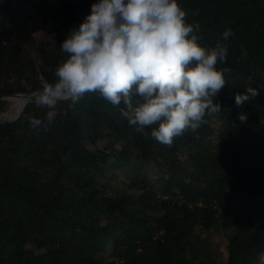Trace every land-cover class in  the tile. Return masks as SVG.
Instances as JSON below:
<instances>
[{
	"label": "trees",
	"instance_id": "1",
	"mask_svg": "<svg viewBox=\"0 0 264 264\" xmlns=\"http://www.w3.org/2000/svg\"><path fill=\"white\" fill-rule=\"evenodd\" d=\"M31 2L0 0V96L38 90L41 75L54 80L66 58L60 44L96 0L49 2L58 27L50 38L20 29L23 16L32 18ZM180 3L201 44L214 46L232 31L219 65L231 69L217 97L220 113L171 146L151 129L137 132L95 94L74 106L58 103L46 128L30 124L48 111L34 100L17 118L0 119V264H257L264 252V0ZM248 86L258 95L238 108L235 94ZM134 171L140 174L129 179ZM124 179L130 189L107 192L106 182ZM211 229L229 234L226 259L201 235Z\"/></svg>",
	"mask_w": 264,
	"mask_h": 264
},
{
	"label": "clouds",
	"instance_id": "2",
	"mask_svg": "<svg viewBox=\"0 0 264 264\" xmlns=\"http://www.w3.org/2000/svg\"><path fill=\"white\" fill-rule=\"evenodd\" d=\"M197 31L180 0H96L60 44L66 58L55 79L39 77L33 100L48 111L44 120L31 118V126L46 128L58 103L74 106L95 94L119 108L137 132L147 135L151 129L155 141L171 146L186 131L199 129L207 116L220 113L217 97L231 71L219 67L228 58L231 29L211 47L199 42ZM257 95L256 87H246L235 94L236 106ZM247 118L239 114L241 122ZM257 264H264V252Z\"/></svg>",
	"mask_w": 264,
	"mask_h": 264
},
{
	"label": "rangeland",
	"instance_id": "3",
	"mask_svg": "<svg viewBox=\"0 0 264 264\" xmlns=\"http://www.w3.org/2000/svg\"><path fill=\"white\" fill-rule=\"evenodd\" d=\"M36 5H32V2L28 4L27 7V13L31 12L32 18L29 19L28 21L25 20V17H22L21 24L19 25L20 29L26 33L35 35V36H44L46 38H50L57 27V23L51 18V12L53 11V8H49L47 4L50 2L52 7L55 5L59 4L60 2L64 0H43V3L45 4L44 7H41V0H35ZM39 1V2H38ZM66 1V0H65ZM41 7V8H40ZM9 100V99H8ZM9 100V103L5 102V106L2 112H0V119L2 120H13L17 118L16 114V104ZM12 103V104H11ZM15 108V109H14ZM15 112V113H14ZM214 125V139L218 141L220 138V131L222 130V120L221 119H216L213 123ZM182 160H185L186 156L184 153L180 156ZM149 170V177L150 178H155L156 177V171L154 168V165H149L148 166ZM140 173L138 171H134L131 175H129V179L132 177H135L136 175H139ZM127 176V175H125ZM147 177H148V172H147ZM126 178V177H124ZM122 179V178H121ZM99 183H103L102 178H98ZM108 184L106 187L107 192L110 194H115L118 191H123L125 189H130L131 188V182L127 181L124 179V182L121 180L115 181L112 183H107L105 186ZM135 189V188H134ZM211 233L206 232V233H201V235L204 238H209V241L212 243L213 247L216 250V255L219 258H224L226 259L228 256V236L229 234L225 231L221 230H215L211 229ZM228 234V235H227Z\"/></svg>",
	"mask_w": 264,
	"mask_h": 264
},
{
	"label": "water",
	"instance_id": "4",
	"mask_svg": "<svg viewBox=\"0 0 264 264\" xmlns=\"http://www.w3.org/2000/svg\"><path fill=\"white\" fill-rule=\"evenodd\" d=\"M37 90L32 92H17L13 94H4L0 96V99H17L19 97L24 98V103L19 107L18 111L16 112L17 117L20 115L21 111L23 110L25 104H27L29 101L34 99V94Z\"/></svg>",
	"mask_w": 264,
	"mask_h": 264
},
{
	"label": "bare ground",
	"instance_id": "5",
	"mask_svg": "<svg viewBox=\"0 0 264 264\" xmlns=\"http://www.w3.org/2000/svg\"><path fill=\"white\" fill-rule=\"evenodd\" d=\"M11 101H13V102H15V104H16V106H15V108H16V112L18 111V109H19V107L24 103V98H22V97H19V98H17V99H11ZM12 102V103H13ZM11 103V104H12ZM14 108V109H15ZM15 113V112H14Z\"/></svg>",
	"mask_w": 264,
	"mask_h": 264
}]
</instances>
